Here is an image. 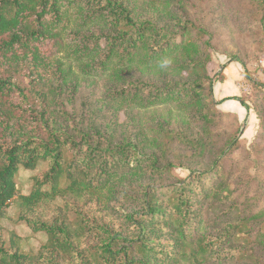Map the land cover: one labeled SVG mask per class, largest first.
I'll return each instance as SVG.
<instances>
[{"label": "trees", "instance_id": "obj_1", "mask_svg": "<svg viewBox=\"0 0 264 264\" xmlns=\"http://www.w3.org/2000/svg\"><path fill=\"white\" fill-rule=\"evenodd\" d=\"M183 4L0 0V219L17 200L19 220L48 236L35 255L0 239V264H261L220 161L239 138L212 149V114L229 116L212 96L223 75L206 74L210 36ZM173 109L187 128L143 115ZM42 167L19 194L20 171ZM56 201L52 220L35 216Z\"/></svg>", "mask_w": 264, "mask_h": 264}, {"label": "rangeland", "instance_id": "obj_2", "mask_svg": "<svg viewBox=\"0 0 264 264\" xmlns=\"http://www.w3.org/2000/svg\"><path fill=\"white\" fill-rule=\"evenodd\" d=\"M183 3V7L177 8L179 13L187 15L195 27L204 29L210 36L208 52L211 59L206 65V74L211 78L220 79L223 67L232 59H238L251 77L250 81L242 78L239 86L242 98L255 118L253 133L246 134L247 121L239 123L230 115L213 113L212 149L219 153L233 137L239 138L233 152L223 156L220 161L229 194L239 202L243 215L250 218L239 235L247 246V255L257 263L264 264V246L260 243L264 240V126L261 129L260 121L256 117L257 114L264 116V0H183ZM238 64L243 74L242 65ZM18 84L28 85L24 76H20ZM86 91L89 89L81 88L79 94L82 95L81 92ZM200 92L207 100L212 98H208L207 87L200 89ZM76 104L74 103V107ZM171 113L170 115L166 111H156L143 115L151 120L158 114H163L166 121L171 120L169 127L182 125L176 109ZM182 128L187 126L182 125ZM193 131H198V126H193ZM184 153L187 154L188 151L185 150ZM43 170L42 167L35 172L20 171L15 178L19 194L27 195L32 185V177L40 176ZM174 173L180 178L187 176V172L180 169L174 170ZM57 204L64 207L62 201H56L54 205L48 204L44 210H38L35 216L52 220ZM95 207V203L89 205L87 215L91 212L90 209ZM66 211L70 219L76 221L74 210L69 208ZM19 216L18 201L14 200L8 206L5 216L0 219V239L6 248L11 247L14 240L20 251L35 255L47 244L48 236L34 232L28 224L19 220Z\"/></svg>", "mask_w": 264, "mask_h": 264}, {"label": "crops", "instance_id": "obj_3", "mask_svg": "<svg viewBox=\"0 0 264 264\" xmlns=\"http://www.w3.org/2000/svg\"><path fill=\"white\" fill-rule=\"evenodd\" d=\"M223 81L214 84L212 96L221 113L235 117L239 123L248 122L246 134L254 131L255 118L241 104L233 100L241 95L239 84L242 80V69L238 63H227L222 70Z\"/></svg>", "mask_w": 264, "mask_h": 264}]
</instances>
